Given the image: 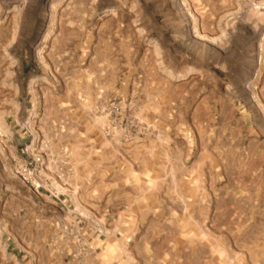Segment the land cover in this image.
<instances>
[{"label": "rangeland", "instance_id": "1", "mask_svg": "<svg viewBox=\"0 0 264 264\" xmlns=\"http://www.w3.org/2000/svg\"><path fill=\"white\" fill-rule=\"evenodd\" d=\"M37 152L88 264H264V0H0V264Z\"/></svg>", "mask_w": 264, "mask_h": 264}, {"label": "built area", "instance_id": "2", "mask_svg": "<svg viewBox=\"0 0 264 264\" xmlns=\"http://www.w3.org/2000/svg\"><path fill=\"white\" fill-rule=\"evenodd\" d=\"M48 169L49 162H45L39 152H37L30 161L26 159L14 160L12 166L14 176H16L23 185L27 186L34 196L40 197L41 194H46L60 203L59 212L49 216L48 237H50L54 243L63 242L82 245L85 243V237L82 231L84 218L81 215L75 216L74 207L63 202L59 192H56L57 190L53 191L52 188H46L50 180L46 172ZM62 180L63 178L59 177L56 182L60 184ZM88 221L92 223L91 225L94 230L99 233L101 232V227L97 222H94L92 219ZM34 222H37V219H35ZM73 254L77 256L82 255L78 252Z\"/></svg>", "mask_w": 264, "mask_h": 264}, {"label": "crops", "instance_id": "3", "mask_svg": "<svg viewBox=\"0 0 264 264\" xmlns=\"http://www.w3.org/2000/svg\"><path fill=\"white\" fill-rule=\"evenodd\" d=\"M40 198L43 200L45 205H35L33 208L32 217L33 219H37V222L33 223L35 225V235L25 241H23V244L31 245V249L24 257L28 256L29 261L33 262V264H88L89 255H74L72 252H70V243H63V242H57L54 243L50 237H48V219L49 216L58 213L60 209V203L56 200H54L52 197L41 194ZM66 199L64 198L63 202H65ZM74 207V206H73ZM75 216L80 215L78 212H76V209L74 207ZM94 222H97L99 224V219L92 217L91 218ZM32 221V220H31ZM92 223L90 221H83V226H91ZM100 225V224H99ZM94 232V231H93ZM89 238V237H88ZM94 240V239H93ZM2 239H0V242ZM8 241V240H7ZM12 251H11V257L14 261H17L18 264L21 263L22 258L21 251L22 248L20 247L22 242L20 239H17L16 237H13L12 239ZM9 244V243H4ZM61 248V252L57 250V248ZM25 251V250H23ZM92 258L95 259V255H91ZM90 264V263H89Z\"/></svg>", "mask_w": 264, "mask_h": 264}]
</instances>
